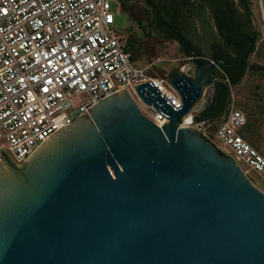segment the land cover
<instances>
[{"label":"water","instance_id":"obj_1","mask_svg":"<svg viewBox=\"0 0 264 264\" xmlns=\"http://www.w3.org/2000/svg\"><path fill=\"white\" fill-rule=\"evenodd\" d=\"M233 2L225 44L245 46L233 64L202 62L176 29L190 53L169 78L181 106L150 81L132 85L165 116L161 126L123 87L43 137L22 165L0 148V264H264V192L183 121L209 87L194 121L214 122L218 69L237 67L253 46L230 41Z\"/></svg>","mask_w":264,"mask_h":264},{"label":"built area","instance_id":"obj_2","mask_svg":"<svg viewBox=\"0 0 264 264\" xmlns=\"http://www.w3.org/2000/svg\"><path fill=\"white\" fill-rule=\"evenodd\" d=\"M113 24L111 0H0V148L13 165H22L43 137L123 87L158 126L165 116L145 104L132 85L150 81L175 109L181 106L169 76H151L136 65ZM179 70L184 73L186 64ZM209 99L205 87L187 125L200 129L246 176L263 175L264 154L244 138L241 110L229 104L217 123L194 121Z\"/></svg>","mask_w":264,"mask_h":264},{"label":"rangeland","instance_id":"obj_3","mask_svg":"<svg viewBox=\"0 0 264 264\" xmlns=\"http://www.w3.org/2000/svg\"><path fill=\"white\" fill-rule=\"evenodd\" d=\"M247 7L253 30L258 32L257 40L247 57V68L240 83L230 87L229 104L245 114L247 123L243 136L264 154V30L261 29L264 21L259 1L248 3ZM128 8L123 11L118 2L111 0L113 28L122 36L135 64L147 67V73L155 77L180 71L179 68L189 61L180 54L175 42L160 39L147 20L148 9L143 1L131 0ZM215 143L218 144L216 139ZM240 165L246 168L244 164ZM247 176L256 186L264 187V174L248 172Z\"/></svg>","mask_w":264,"mask_h":264},{"label":"trees","instance_id":"obj_4","mask_svg":"<svg viewBox=\"0 0 264 264\" xmlns=\"http://www.w3.org/2000/svg\"><path fill=\"white\" fill-rule=\"evenodd\" d=\"M196 1L200 2L198 7L200 9H196ZM121 8L123 11L129 10V3H127L125 0H119ZM145 5L146 8L148 9V14H147V20L150 22V25L153 29H158L162 27L160 22H156L155 19L152 20L151 18V10L156 9V0H145ZM204 3V4H203ZM180 2H176V4L172 8V17H176L177 11L180 10ZM187 4V5H186ZM203 4V5H202ZM185 6L184 10L188 14V18L190 19H197L200 27L203 30L209 31L211 36L213 37L214 40H221L222 45H223V55H221L219 58H222L226 63L228 64H233L235 61V58L237 54L240 52V49L237 47L234 48H228L225 44V38H226V28L228 25V13L226 11V8L224 6V1H220L218 3H210L207 0H186V3H183ZM209 7V16L205 14V6ZM248 1L247 0H237V2H233L232 6H229L230 9H232L234 13V25L231 28V42H236V41H241L247 36H251L253 38L254 43L257 40V34L258 32L253 30V27L251 25V21L249 18V13H248ZM242 11H239V9ZM203 10V11H202ZM218 13H220L221 17L218 18ZM212 19L214 23H212ZM235 22L242 23L244 25V28H238L235 30ZM214 26L216 29V32L214 31ZM169 38L176 39L177 37L175 35H169ZM187 43L192 45V43L186 39ZM254 43L253 46L250 48V50L243 56L241 62L238 64L237 67L233 69H222V72L219 71V80H218V89H217V95H216V100L218 98L224 99L228 98L229 102V93H230V87L235 86L238 83H240L242 77L244 76V73L247 68V57L250 54V52L254 48ZM195 48V46H193ZM127 50L130 52L128 47H126ZM185 51V49L182 47V51ZM195 51L197 55H201L199 50L195 48ZM131 53V52H130ZM187 56H190V53L186 51ZM133 58V57H132ZM178 73L177 70L172 71L169 74V78L171 76H174ZM227 79V82L225 81ZM247 123V122H246ZM246 126V125H245ZM245 128V127H244ZM219 152L223 154L220 150ZM224 155V154H223Z\"/></svg>","mask_w":264,"mask_h":264},{"label":"flooded vegetation","instance_id":"obj_5","mask_svg":"<svg viewBox=\"0 0 264 264\" xmlns=\"http://www.w3.org/2000/svg\"><path fill=\"white\" fill-rule=\"evenodd\" d=\"M125 1L127 3H129L131 0H125ZM142 1H145V0H142ZM156 1H163V0H156ZM207 1H209L210 3H218L220 1H224V6H225V4L228 0H207ZM199 3H200L199 1L198 2L196 1V6L199 5ZM232 5H233V3L230 6H232ZM196 9L199 10L200 7L197 6ZM204 9H205V14L207 16H209V14H210L209 7L206 5ZM169 13H170V9L167 7L166 10L164 11V18L161 19V21L163 23V27L155 30V32L157 33V35L159 37L162 38V37H166L169 35L177 36L176 29H178V34H180L184 38L185 42L187 43L186 39H188L192 43V45H190L189 43H187V44L191 48H193L194 50H195V48H197L199 50L201 55H198V56L201 57L202 62H204L207 59L219 58L221 55H223L222 41L221 40H217V41L214 40L213 37L211 36V34L209 33V31L203 30L200 27L197 19H196V24H195V20L192 21V20H189L188 18L182 17V16L169 17ZM232 13H233V11H232ZM217 15H218V18L221 17L220 13H218ZM157 17H158V13H157ZM234 17L235 16L233 13V25H234V19H235ZM212 23H214L213 19H212ZM241 27L244 28V25L242 23L235 22V30L238 28H241ZM213 29L216 32L215 26ZM247 37H251V36H247ZM193 46H195V48ZM182 47L185 49V51L183 50V52H180L181 55L186 56V59L190 62V60L188 59L189 56H187V54H186V51H188V50L183 46V44H180L179 48L182 49ZM244 47L245 46H241V47H237V48L240 49V51H241ZM216 72H217V70H215V73ZM228 105H229L228 98H224V99L218 98L216 100V97H215V101L213 103L214 111L212 114V119L215 123H217L223 117V115L226 113V111L228 109ZM205 119H210L209 114H207L205 116ZM9 162H10V160H9Z\"/></svg>","mask_w":264,"mask_h":264},{"label":"crops","instance_id":"obj_6","mask_svg":"<svg viewBox=\"0 0 264 264\" xmlns=\"http://www.w3.org/2000/svg\"><path fill=\"white\" fill-rule=\"evenodd\" d=\"M176 2H180V10L177 11V13L175 14L176 17L177 16H182V17H186L188 18V14L185 12L184 8L185 6L183 5V3H186V0H163V1H157L156 3V9H153L151 10V18L152 20L155 19L156 22H160L162 27H163V23L161 21L162 18H164V11L166 10V8L168 7L170 9V13H169V17H172L173 13H172V8L173 6L176 4ZM120 3V2H119ZM166 3V4H165ZM143 4L144 6L146 7L145 5V2L143 1ZM187 5V4H186ZM121 6V5H120ZM167 6V7H166ZM157 13H158V17H157ZM189 20H192L190 18H188ZM195 20V24H196V19L194 18L192 21ZM160 27V28H162ZM158 28V29H160ZM156 29H154L155 31ZM160 39L164 40V41H167L168 42H175L176 43V39H172V38H169V36H166V37H160ZM178 45V48H179V45L178 43H176ZM180 49V48H179ZM180 52H183L182 49H180ZM181 54V53H180Z\"/></svg>","mask_w":264,"mask_h":264},{"label":"bare ground","instance_id":"obj_7","mask_svg":"<svg viewBox=\"0 0 264 264\" xmlns=\"http://www.w3.org/2000/svg\"><path fill=\"white\" fill-rule=\"evenodd\" d=\"M183 120H184V124H187L190 122V117L184 118Z\"/></svg>","mask_w":264,"mask_h":264}]
</instances>
